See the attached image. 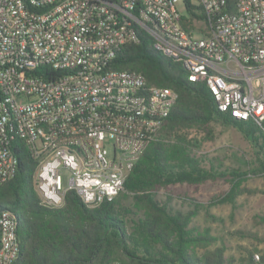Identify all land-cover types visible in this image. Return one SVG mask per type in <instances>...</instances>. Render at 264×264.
Instances as JSON below:
<instances>
[{
    "label": "built area",
    "instance_id": "obj_1",
    "mask_svg": "<svg viewBox=\"0 0 264 264\" xmlns=\"http://www.w3.org/2000/svg\"><path fill=\"white\" fill-rule=\"evenodd\" d=\"M141 33L205 83L218 110L264 123V0H0V183L20 141L42 206L61 208L73 191L94 208L123 191L177 100L140 72L110 69ZM19 256L15 214L3 210L0 264Z\"/></svg>",
    "mask_w": 264,
    "mask_h": 264
},
{
    "label": "trees",
    "instance_id": "obj_2",
    "mask_svg": "<svg viewBox=\"0 0 264 264\" xmlns=\"http://www.w3.org/2000/svg\"><path fill=\"white\" fill-rule=\"evenodd\" d=\"M187 8L191 18L200 17V7ZM110 69L142 73L149 86L176 92V103L133 165L123 191L94 208L73 191L66 193L61 208L42 206L33 185L35 163L24 144L14 141L17 169L0 183V212L10 210L17 220L20 256L15 264H264V237L252 236L256 244L243 256H226L208 228L193 225L201 206L195 199L187 198L186 211L171 204L174 186L197 190L221 178L229 188L208 205L235 206L248 191L242 186L247 178L264 179V123L240 121L218 110L206 84L188 81L182 64L156 51L144 33L139 43L120 48ZM213 124L233 128L251 144L254 154L246 171L213 164L206 168L205 157L193 152L188 131L196 129L211 140ZM254 223L264 225V212L255 215Z\"/></svg>",
    "mask_w": 264,
    "mask_h": 264
},
{
    "label": "rangeland",
    "instance_id": "obj_3",
    "mask_svg": "<svg viewBox=\"0 0 264 264\" xmlns=\"http://www.w3.org/2000/svg\"><path fill=\"white\" fill-rule=\"evenodd\" d=\"M187 134L195 145L193 152L205 157L206 168L213 164L221 169L246 171L248 162L252 160L254 149L233 128L213 124L211 140L196 129L189 130ZM242 186L248 191L237 197L235 206L227 203L208 205L212 197L229 188V183L221 178L209 181L197 190L186 185L174 186L171 204L175 209L186 211L190 203L187 198L195 199L201 206L193 225L200 230L208 228L217 238L216 245L225 247L226 256L239 258L256 244L252 236L264 237V225L254 223L255 215L264 212V179L249 177ZM160 196H164V193H160Z\"/></svg>",
    "mask_w": 264,
    "mask_h": 264
}]
</instances>
